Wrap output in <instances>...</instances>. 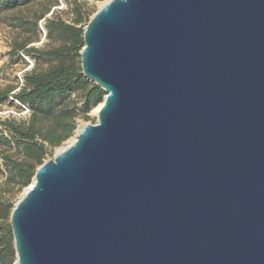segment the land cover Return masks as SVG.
Wrapping results in <instances>:
<instances>
[{
  "label": "water",
  "instance_id": "95a60500",
  "mask_svg": "<svg viewBox=\"0 0 264 264\" xmlns=\"http://www.w3.org/2000/svg\"><path fill=\"white\" fill-rule=\"evenodd\" d=\"M94 124L10 214L15 264H264V0H107Z\"/></svg>",
  "mask_w": 264,
  "mask_h": 264
},
{
  "label": "rangeland",
  "instance_id": "374dc122",
  "mask_svg": "<svg viewBox=\"0 0 264 264\" xmlns=\"http://www.w3.org/2000/svg\"><path fill=\"white\" fill-rule=\"evenodd\" d=\"M74 1L91 14L107 0H34L25 6L0 14V94H7V97L0 101V121L12 119L19 123L31 118L33 110L29 108L28 114L23 112L19 103L12 99L11 94L16 93L24 85L25 74H42L58 65V61L41 55L42 52L56 49L63 44L56 32L48 35L45 24L47 20L73 24ZM76 26L82 27V24ZM22 48L29 50L34 48L36 52L24 54ZM80 52L81 50L73 60L77 67L81 65ZM85 80L84 90L72 91L50 111L49 123L58 130L68 131L69 136L59 146L53 148L47 146L44 161L53 158L57 150L67 146L78 129L96 122L97 116L93 114V110L102 102L96 106L85 104V91L93 84L90 80L86 78ZM5 155L23 164L25 168L28 164L34 163L24 156L22 144L16 143L0 123V240H11L13 254L8 257L5 264H15L10 214L25 188L33 181V177L28 184H24L15 171L4 162Z\"/></svg>",
  "mask_w": 264,
  "mask_h": 264
},
{
  "label": "trees",
  "instance_id": "16d2710c",
  "mask_svg": "<svg viewBox=\"0 0 264 264\" xmlns=\"http://www.w3.org/2000/svg\"><path fill=\"white\" fill-rule=\"evenodd\" d=\"M33 1L0 0V14ZM73 14L75 16L73 24L53 20H47L45 24L48 35L56 32L63 44L56 49L42 52L41 55L58 61V65L42 74H25L23 76L24 85L16 93L11 94L12 99L16 100L21 108L25 106L29 112V108L33 110L31 118L26 122L19 123L12 119L0 121L9 136L16 143L22 144L24 156L34 161L33 164L27 165L28 168H25L23 164L12 160L9 156H3L6 165L15 171L24 184L30 182L36 167L43 163L47 146L51 148L59 146L69 136L68 131L58 130L49 123L50 111L72 91L85 89L86 80L82 75L81 67L75 66L73 60L84 46L83 25L88 23L93 12L88 14L83 6L77 5L74 1ZM79 24H82V27L76 26ZM21 50L24 54L36 52L34 48L30 50L22 48ZM104 94L100 88L92 84L85 91V104L96 106L102 102ZM6 97L7 94H0V101ZM40 104H44V106H40ZM12 254L11 240H0V264H5Z\"/></svg>",
  "mask_w": 264,
  "mask_h": 264
},
{
  "label": "bare ground",
  "instance_id": "6f19581e",
  "mask_svg": "<svg viewBox=\"0 0 264 264\" xmlns=\"http://www.w3.org/2000/svg\"><path fill=\"white\" fill-rule=\"evenodd\" d=\"M105 2H106V1H105ZM105 2H104V3H105ZM104 3H103V4H104ZM103 4H102V5H103ZM102 5H100V6H102ZM101 106H102V103H101L100 105H98V106L93 110V114H95V115L97 116V113H98L99 108H100ZM82 127H83V126H82ZM82 127H81V128H82ZM81 128H80V129H81ZM80 129H78V130L75 132L74 138L71 139V140L68 142V145L65 146V147H68L70 144H72V143L75 141V137H76L77 133L80 131ZM65 147L60 148V149L57 150L56 152H57V153L61 152ZM26 189H27V188H25V190H26ZM25 190H24V191H25ZM22 195H23V193H22Z\"/></svg>",
  "mask_w": 264,
  "mask_h": 264
},
{
  "label": "built area",
  "instance_id": "2783aa9c",
  "mask_svg": "<svg viewBox=\"0 0 264 264\" xmlns=\"http://www.w3.org/2000/svg\"><path fill=\"white\" fill-rule=\"evenodd\" d=\"M22 111L25 112L26 114H28V112H29V110L25 106H22Z\"/></svg>",
  "mask_w": 264,
  "mask_h": 264
}]
</instances>
